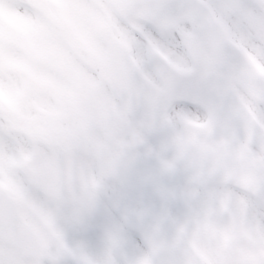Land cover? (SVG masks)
<instances>
[{
    "label": "snow or ice",
    "instance_id": "snow-or-ice-1",
    "mask_svg": "<svg viewBox=\"0 0 264 264\" xmlns=\"http://www.w3.org/2000/svg\"><path fill=\"white\" fill-rule=\"evenodd\" d=\"M0 264H264V0H0Z\"/></svg>",
    "mask_w": 264,
    "mask_h": 264
}]
</instances>
